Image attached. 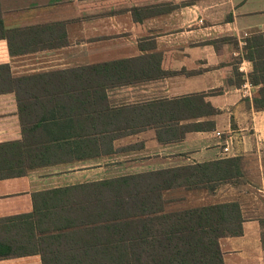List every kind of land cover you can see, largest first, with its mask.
<instances>
[{
    "label": "crops",
    "instance_id": "1",
    "mask_svg": "<svg viewBox=\"0 0 264 264\" xmlns=\"http://www.w3.org/2000/svg\"><path fill=\"white\" fill-rule=\"evenodd\" d=\"M255 36H264V0H0V144L58 157L0 180V218L33 213L36 193L239 157L241 182L169 190L166 212L238 202L243 233L220 239L223 262L264 264V81L253 85L255 62L245 49ZM98 64L109 65L106 77H44ZM31 78L42 86L97 84L98 104L85 95L82 112L71 93L68 109L36 130L26 122L24 131L16 86ZM201 94L218 114L192 118L182 102V119L161 129L175 139H159L158 107L150 114L144 107ZM99 110L106 120L95 125L89 118ZM192 124L205 127L182 135ZM172 193L182 199L169 203ZM0 264L43 262L31 255Z\"/></svg>",
    "mask_w": 264,
    "mask_h": 264
},
{
    "label": "trees",
    "instance_id": "2",
    "mask_svg": "<svg viewBox=\"0 0 264 264\" xmlns=\"http://www.w3.org/2000/svg\"><path fill=\"white\" fill-rule=\"evenodd\" d=\"M245 49L246 57L255 62L256 78H252V83L257 85L264 81V36L250 38ZM106 66L109 65H95L87 73L74 70L44 77H56L62 82L106 77ZM37 78L16 86L24 131L26 122L33 123L35 127L31 129L36 130L49 117L54 119L56 109H68L71 93L77 96L73 100L79 102L82 112L86 100L81 97L87 95L92 99L88 102L98 104L97 84L53 86L47 82L42 86ZM57 94L62 95V100L55 99ZM206 96H191L180 102L160 101L144 107V113L150 114L158 107V137L171 141L175 138L164 133L168 129H161L182 119V102L190 109L192 118L218 114L204 102ZM40 110L46 112L42 117ZM104 112L96 111L89 119L95 125L102 124L103 119H98L106 120ZM204 127L192 124L182 135L188 130L202 131ZM97 133L106 137L104 131ZM27 147L19 142L0 144V180L24 176L29 169L58 159H51L44 152L39 156L35 149ZM101 154L102 150H96L95 156ZM243 176L242 158L236 157L36 193L33 213L0 218V260L40 255L43 264H224L219 241L242 235L244 217L240 204L166 212L164 193L178 188L213 192L224 183H239ZM117 256L120 261L111 260ZM151 257L156 261H145Z\"/></svg>",
    "mask_w": 264,
    "mask_h": 264
},
{
    "label": "rangeland",
    "instance_id": "3",
    "mask_svg": "<svg viewBox=\"0 0 264 264\" xmlns=\"http://www.w3.org/2000/svg\"><path fill=\"white\" fill-rule=\"evenodd\" d=\"M245 165H246V162L245 161L244 162L242 161V166L244 167ZM241 181H242V179L240 180V182ZM182 195H183V193H180V194H178V193L168 194L167 199L170 200L169 203L172 204L174 201L182 199ZM176 198H178V199H176ZM171 204H169V206ZM181 204H183V203H178V206H180ZM171 207H172V205H171ZM172 209H174V208H172Z\"/></svg>",
    "mask_w": 264,
    "mask_h": 264
},
{
    "label": "built area",
    "instance_id": "4",
    "mask_svg": "<svg viewBox=\"0 0 264 264\" xmlns=\"http://www.w3.org/2000/svg\"><path fill=\"white\" fill-rule=\"evenodd\" d=\"M218 136H219V137H221V133H218ZM225 151L227 152V151H228V149H227V148H225Z\"/></svg>",
    "mask_w": 264,
    "mask_h": 264
}]
</instances>
